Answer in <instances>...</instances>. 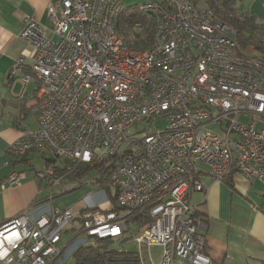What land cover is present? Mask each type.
<instances>
[{
	"label": "built area",
	"instance_id": "obj_1",
	"mask_svg": "<svg viewBox=\"0 0 264 264\" xmlns=\"http://www.w3.org/2000/svg\"><path fill=\"white\" fill-rule=\"evenodd\" d=\"M211 3H140L155 22L142 49L120 35L119 0L49 1L50 34L38 19L24 20L19 37L31 46L29 62L19 57L8 78L35 85L38 127L21 122L9 151L22 157L44 148L67 162V173L104 160L100 189L108 187L121 209L88 197L82 214L51 205L38 216L24 211L0 225V264H63L62 231L75 230L77 216L86 240L75 242L87 243L121 237L128 215L142 208L151 220L134 237L139 264H154L151 245L163 249L159 264H212L190 193L207 189L201 166L217 180L238 172L264 185V60L240 49L224 9ZM20 176L12 172L8 184ZM45 176L65 190L53 167Z\"/></svg>",
	"mask_w": 264,
	"mask_h": 264
},
{
	"label": "crops",
	"instance_id": "obj_2",
	"mask_svg": "<svg viewBox=\"0 0 264 264\" xmlns=\"http://www.w3.org/2000/svg\"><path fill=\"white\" fill-rule=\"evenodd\" d=\"M49 1L57 3L59 0H0V225L24 211L38 216L49 205L60 209L73 205L72 200L58 198L57 195L50 199L49 193L42 192L48 182L44 184L34 170L25 171L23 164H30L27 157L36 149L22 157L14 156L9 151L10 145L20 136L21 122L32 131L38 127L31 109L35 85L19 79L10 80L8 74L19 57H25L29 62L31 46L19 37L27 17L38 19L45 32L50 34L52 21L47 14ZM119 1L127 7L150 0ZM190 1L199 7L216 2L222 8L228 7L252 16L264 25V0ZM240 49L264 60V52H255L251 47ZM25 72L28 73V70ZM259 126L264 128V123ZM12 172L21 176L17 184L9 185L8 178ZM199 175L207 189L192 191L189 199L206 225L204 251L211 257L212 264L263 263V183L256 178L248 181L238 172L232 173L226 180H217L208 174L206 166H201ZM76 211L81 212V209ZM68 238L60 241L61 256L67 257L71 253L70 248H65Z\"/></svg>",
	"mask_w": 264,
	"mask_h": 264
},
{
	"label": "trees",
	"instance_id": "obj_3",
	"mask_svg": "<svg viewBox=\"0 0 264 264\" xmlns=\"http://www.w3.org/2000/svg\"><path fill=\"white\" fill-rule=\"evenodd\" d=\"M222 9L225 11V19L231 24V31L229 34L238 43V45L245 50H247L248 47H251L255 52H264V25L257 22L254 17L244 15L231 8L223 7ZM134 22H137L142 26L140 31H129V26ZM118 24V29L123 40L133 48H145L153 39L155 24L154 15L149 12L141 11L139 4L125 7L119 16ZM47 161L52 163L55 162V160ZM65 163L67 165V162ZM104 166V160L97 161L91 166L88 164H79L68 173L66 171H62L63 168L58 165H53L52 167L55 171V175H63L64 178H68V180L78 183L79 185H82L84 180L89 179L92 182L98 183L100 187H105L107 171L103 168ZM92 172H95V175L92 176ZM106 190L110 196L109 205L106 207V209L110 208L120 210L121 208L116 203L115 195L108 190V187H106ZM63 192L66 191L64 190ZM55 194L56 193H53L52 196L54 197ZM83 212L84 208L81 209L80 213L82 214ZM128 217L132 221L131 224L136 223L138 225V229L143 225V223L151 220L144 208L132 212L130 215H128ZM75 220L81 222L82 218L77 216ZM75 238L76 236L71 237L70 239L68 238L69 240L65 246L66 249L69 248L71 244H73ZM111 241H113V239H98L97 243L94 245L88 244V242L77 243L74 247H72V249L70 248L74 258V264L139 263V257L136 252L111 248L109 246ZM260 264H264V262Z\"/></svg>",
	"mask_w": 264,
	"mask_h": 264
},
{
	"label": "rangeland",
	"instance_id": "obj_4",
	"mask_svg": "<svg viewBox=\"0 0 264 264\" xmlns=\"http://www.w3.org/2000/svg\"><path fill=\"white\" fill-rule=\"evenodd\" d=\"M29 159L30 164H23L25 166V171L34 170L36 171L37 177L42 178L44 184L49 182L48 177H46V173L50 167L53 165H58L61 168L64 167L65 162L62 158L55 157L51 152L44 148L37 149L36 152H32L27 157ZM47 160H55L54 163L49 162ZM95 175V172H92V176ZM86 182V183H85ZM85 183V184H84ZM62 185L64 186L65 193L60 192L61 188L59 185H47L42 188V192L49 193L51 189L56 193L58 198H67L68 200H72V206L69 207L72 211H76L78 209H82L86 206L85 200L88 197L94 202V205L97 207L103 208L108 206L109 202V193H104L100 186L96 182H92L89 179L84 180L82 185L78 183H74L68 178L62 179ZM62 193V194H61ZM101 196L102 200L99 201L98 197ZM75 230L62 231L63 239L68 238V236L74 237L76 236L73 244L70 245L69 248L74 247L78 240H86V237L82 232L79 233L80 222L75 220ZM130 229L128 232H125L124 235L120 238L113 239L110 242L109 246L114 249L123 250V251H133L138 252V246L134 241V237L137 235L138 225L136 223H130ZM73 233V235H72ZM77 233V234H76ZM69 237V239L71 238ZM96 239H89L88 244H96ZM146 252V250H143ZM150 257L154 264H159L163 255V249L159 245H151L149 247ZM138 255V253H137ZM61 260L63 264H74V258L72 253H70L67 257L61 256ZM139 264V263H138ZM145 264H150L149 259L145 261Z\"/></svg>",
	"mask_w": 264,
	"mask_h": 264
}]
</instances>
